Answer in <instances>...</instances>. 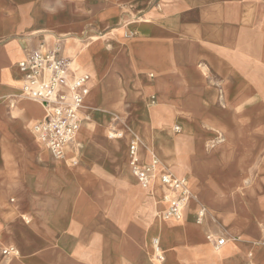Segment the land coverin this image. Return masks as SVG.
Instances as JSON below:
<instances>
[{
	"label": "crops",
	"instance_id": "1",
	"mask_svg": "<svg viewBox=\"0 0 264 264\" xmlns=\"http://www.w3.org/2000/svg\"><path fill=\"white\" fill-rule=\"evenodd\" d=\"M54 49L89 77L61 159L34 132L47 108L21 96L18 71ZM133 139L155 176L186 180L180 220L164 218L175 192L130 175ZM263 239L264 0H0V249L19 251L13 264H264Z\"/></svg>",
	"mask_w": 264,
	"mask_h": 264
},
{
	"label": "built area",
	"instance_id": "2",
	"mask_svg": "<svg viewBox=\"0 0 264 264\" xmlns=\"http://www.w3.org/2000/svg\"><path fill=\"white\" fill-rule=\"evenodd\" d=\"M18 71L22 75L21 96L41 102L47 108V116L35 124L34 132L53 158L61 159L65 147L74 140L80 128L81 110L87 94L86 83L89 77L87 75L70 77V61L60 57L57 49L28 51L24 59L18 63ZM116 137H120V134H110V138ZM128 158V164L140 185L143 188L148 187L158 161L152 159L149 163L142 164L138 158L136 139L129 143ZM160 182L177 194L175 198L166 199L169 207L164 218L180 220L182 211L191 198L186 180L165 172L160 176ZM202 215L201 209L198 221ZM223 244L224 239L214 241L215 248ZM14 252V248L0 249L1 256L13 255Z\"/></svg>",
	"mask_w": 264,
	"mask_h": 264
},
{
	"label": "rangeland",
	"instance_id": "3",
	"mask_svg": "<svg viewBox=\"0 0 264 264\" xmlns=\"http://www.w3.org/2000/svg\"><path fill=\"white\" fill-rule=\"evenodd\" d=\"M87 55L84 53V52H82L81 54H80V60H84V58L86 57ZM82 130V128L80 127V129H79V131L78 132H80ZM77 132V133H78ZM129 172H130V175L137 181V179L135 178V176L133 175V173H132V170H131V168H130V166H129ZM158 182H160V178H158L157 176H155L154 175V178H153V183L151 184V188L154 190L155 189V186H157L158 185ZM149 188V187H148ZM148 188H145L146 190L148 189ZM208 239V238H207ZM215 251H217L215 248H213ZM14 256L12 257V261H11V264H13L14 262H15V260H14V258H17V257H19V251L17 250V249H15V252H14V254H13ZM15 264H31V262H29V263H27L26 261H19V262H17V263H15ZM34 264V263H33Z\"/></svg>",
	"mask_w": 264,
	"mask_h": 264
},
{
	"label": "bare ground",
	"instance_id": "4",
	"mask_svg": "<svg viewBox=\"0 0 264 264\" xmlns=\"http://www.w3.org/2000/svg\"><path fill=\"white\" fill-rule=\"evenodd\" d=\"M80 129V128H79ZM79 131V130H78ZM77 134V133H76ZM64 157V156H63ZM62 157V158H63ZM138 158H139V155H138ZM133 173V172H132ZM134 175V174H133ZM136 178V177H135ZM154 178V177H153ZM138 181V180H137ZM153 183V181L151 182V184ZM151 186V185H150ZM149 187V186H148ZM148 187H146V188H148ZM156 241V240H155ZM215 248V247H214ZM216 250L218 249V248H215Z\"/></svg>",
	"mask_w": 264,
	"mask_h": 264
}]
</instances>
